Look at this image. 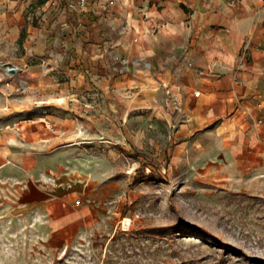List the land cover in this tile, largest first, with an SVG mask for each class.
<instances>
[{
	"label": "crops",
	"instance_id": "0c3cea01",
	"mask_svg": "<svg viewBox=\"0 0 264 264\" xmlns=\"http://www.w3.org/2000/svg\"><path fill=\"white\" fill-rule=\"evenodd\" d=\"M52 2L57 11L26 39L29 55L44 62L27 70L41 89L28 94L38 119L20 120L32 105L24 99L11 103V123L0 124V169L7 160L26 178L23 200L43 208L52 243L69 244L98 219L84 201L90 173L65 170L45 189L32 175L87 143L66 142L83 127L85 137L99 129L141 143L143 130L130 128L153 119L156 128H179L173 160L200 139L202 162L216 159L240 177L264 173V0ZM173 95L180 111L166 104ZM70 119L82 125L69 127Z\"/></svg>",
	"mask_w": 264,
	"mask_h": 264
},
{
	"label": "rangeland",
	"instance_id": "374dc122",
	"mask_svg": "<svg viewBox=\"0 0 264 264\" xmlns=\"http://www.w3.org/2000/svg\"><path fill=\"white\" fill-rule=\"evenodd\" d=\"M54 7L52 0H0V124L11 123V103L24 99L32 105L20 120L38 119L39 108L29 95L36 97L41 89L27 70L44 62L29 55L26 39L31 28L46 25ZM5 62L18 65L20 72L8 76ZM21 80L30 89L23 91ZM147 119V128H130L135 135L143 130L141 143L99 129V135L85 137L82 126L75 133L81 136L66 142L87 143L46 166V172L39 165L33 169L34 183L42 189L71 168L92 176L84 201L98 219L64 246L51 242L43 208L25 204L26 178L14 176L5 160L0 264H264V173L240 177L216 159L202 162L200 139L178 149L173 160L179 128H156ZM65 124L82 125L71 119ZM34 150L47 155L53 148ZM126 218L132 221L129 227Z\"/></svg>",
	"mask_w": 264,
	"mask_h": 264
},
{
	"label": "built area",
	"instance_id": "2783aa9c",
	"mask_svg": "<svg viewBox=\"0 0 264 264\" xmlns=\"http://www.w3.org/2000/svg\"><path fill=\"white\" fill-rule=\"evenodd\" d=\"M80 6H86L91 0H77ZM230 1H238V0H230ZM109 3L113 4L114 0H109ZM7 72V71H6ZM16 73V72H15ZM8 76L13 75L14 73L7 72ZM22 88H27L28 85L25 81L21 80ZM199 93H196L198 95ZM166 104L168 107L173 106L175 110L180 111L182 109V100L179 99L177 96H168L166 99ZM131 219H125V225L128 227L131 225Z\"/></svg>",
	"mask_w": 264,
	"mask_h": 264
},
{
	"label": "bare ground",
	"instance_id": "6f19581e",
	"mask_svg": "<svg viewBox=\"0 0 264 264\" xmlns=\"http://www.w3.org/2000/svg\"><path fill=\"white\" fill-rule=\"evenodd\" d=\"M11 66H14V67L16 68V72H20V67H19L18 65L11 64V63H7V62L3 63V67H4V69H5L6 71H9V68H10ZM79 144H80V142H76V143H74V144H69V145H66V146H68V147H73V146H78Z\"/></svg>",
	"mask_w": 264,
	"mask_h": 264
},
{
	"label": "water",
	"instance_id": "95a60500",
	"mask_svg": "<svg viewBox=\"0 0 264 264\" xmlns=\"http://www.w3.org/2000/svg\"><path fill=\"white\" fill-rule=\"evenodd\" d=\"M9 72H10V73H15V72H16V68H15L14 66H11V67L9 68Z\"/></svg>",
	"mask_w": 264,
	"mask_h": 264
}]
</instances>
